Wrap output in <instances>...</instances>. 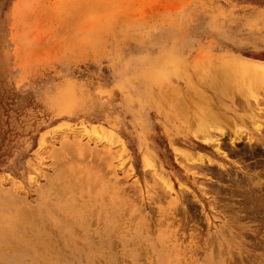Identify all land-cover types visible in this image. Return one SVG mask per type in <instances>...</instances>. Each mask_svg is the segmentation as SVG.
Returning a JSON list of instances; mask_svg holds the SVG:
<instances>
[{"label": "rangeland", "instance_id": "374dc122", "mask_svg": "<svg viewBox=\"0 0 264 264\" xmlns=\"http://www.w3.org/2000/svg\"><path fill=\"white\" fill-rule=\"evenodd\" d=\"M226 64L264 68V0H0V264H264V82L221 106Z\"/></svg>", "mask_w": 264, "mask_h": 264}, {"label": "bare ground", "instance_id": "6f19581e", "mask_svg": "<svg viewBox=\"0 0 264 264\" xmlns=\"http://www.w3.org/2000/svg\"><path fill=\"white\" fill-rule=\"evenodd\" d=\"M239 63V62H238ZM248 63V62H247ZM217 65H218V63H217ZM232 65V64H231ZM230 65V66H231ZM241 65V64H240ZM253 65V64H252ZM228 64H226V66L224 65V67H227L225 70L223 69L222 70V68H224L223 67V65H219V66H217V67H219V68H221V70L220 69H210V68H215V67H210L208 70H206L205 71V75H204V77H203V79H204V81L205 82H208V81H211V82H213L214 83V85H216V86H210L211 84H208L209 85V89H211L212 87L214 88H212L215 92H216V94H217V96H216V101L218 100V104H220L221 106H225V107H227L228 108V105H226V102H225V100H227L228 102H230L233 106L235 105V104H237V102H240V103H242V102H245V105L243 106V107H245L246 106V104L248 105V106H250L251 105V102H247L246 100H248V98H243L244 100H239V101H236L237 100V96H234L231 92H232V88H231V81H233V79L236 77L237 78V76H236V73L235 72H237V74L239 73L238 71V69H239V67L241 68V66H239L238 67V69L237 70H234L233 68H228ZM233 67V66H232ZM256 65H255V67H254V69L252 68V69H250V68H247V67H244L243 66V68L242 69H240V73H242L241 71L244 69L245 70V74H248L249 76H251V77H256L257 76V78H259V80L261 79V82H264V68H262V69H258V68H256ZM261 68V67H260ZM200 70H201V68H200ZM234 70V71H233ZM239 73V74H240ZM255 73H258L257 75H255ZM196 75V74H195ZM208 78H211V80H209ZM239 78H241V77H239ZM200 79V78H199ZM241 79H243V78H241ZM208 80V81H207ZM237 81V80H236ZM243 81H244V79H243ZM234 82V81H233ZM210 83V82H209ZM204 84V83H203ZM240 84V83H239ZM205 85V84H204ZM208 85H207V87H208ZM237 85V84H236ZM261 85H263V84H261ZM247 86V85H246ZM205 87V86H204ZM211 87V88H210ZM218 87V88H217ZM235 88H237L236 86H235ZM255 89V88H254ZM195 91V90H194ZM238 91V90H237ZM197 92V91H196ZM165 94V93H164ZM165 95H167V94H165ZM203 95V94H202ZM202 95L200 94L199 96H200V98L202 99V100H204V106H202L201 104L200 105H198V103H195V102H193V104H192V106H194L195 108H196V110H195V115H194V118H193V122H192V124H193V126H192V124H191V122H190V124H191V126H192V128H193V130H194V132H195V134H194V136H195V138L197 139V140H200L201 142H203V143H205V144H208L209 143V140H210V138H209V136L213 133H211V131L213 130H218V129H216L215 127H217V126H219V125H221L222 123H224V122H226L227 120L224 118V117H226L227 115H226V112H224V111H222V109H221V107L220 106H218V105H216L215 104V102L213 103V101H209V102H207L206 100L207 99H204L203 97H202ZM165 97H167V96H165ZM214 97V96H213ZM199 98V97H198ZM206 98H208V97H206ZM183 99V98H182ZM181 98L179 99L178 98V103L176 104V105H179V106H177L179 109H181V112H179L180 114H182L183 116H186V114L188 113L187 111H188V107H189V105L187 106V103H185V101H184V99L182 100ZM215 99V98H214ZM225 99V100H224ZM246 99V100H245ZM170 100H172V99H170ZM182 100V101H181ZM172 102H173V100H172ZM199 103H200V101H199ZM239 104V103H238ZM244 104V103H243ZM261 104V103H260ZM191 106V105H190ZM232 106V107H233ZM239 106H240V104H239ZM261 106V105H260ZM175 109V108H174ZM226 109V108H225ZM229 110H231V109H229ZM191 112V111H190ZM189 114V113H188ZM231 114H232V112H231ZM233 114H235L236 115V113H233ZM263 114V113H262ZM181 115V116H182ZM189 115H187L186 117H188ZM260 117V116H259ZM230 120H231V118H229ZM185 120V119H184ZM187 120V119H186ZM186 120H185V122H186ZM189 120V119H188ZM237 120H241V121H243V119H242V117H240V116H238V119ZM189 122V121H188ZM187 122V123H188ZM245 122V121H244ZM186 123V124H187ZM246 123V122H245ZM188 125V124H187ZM257 130L258 131H260L261 129H260V127L258 126L257 127ZM85 133V132H84ZM82 135V134H81ZM222 135H223V133H222ZM215 136V135H214ZM213 136V137H214ZM211 137V136H210ZM217 137V136H216ZM77 139V138H76ZM211 139H212V137H211ZM213 139H215V137L213 138ZM215 143V142H214ZM210 144V143H209ZM216 144V143H215ZM66 145V144H65ZM64 145V146H65ZM213 145V144H212ZM63 146V147H64ZM64 149H66V148H64ZM70 150V149H69ZM70 153V152H69ZM185 154V153H184ZM58 155H60V153L58 154ZM57 155V156H58ZM184 157V155L183 154H181V157ZM187 158H188V156H187ZM56 159H57V157H56ZM181 160V159H180ZM184 160V159H183ZM186 163V162H185ZM153 168V167H152ZM74 181V180H73ZM27 212H28V210H27ZM33 214V213H32ZM31 217H32V215H31ZM34 218H35V216H34ZM21 220V219H20ZM27 220V219H26ZM22 222H23V219L21 220ZM0 225H2V224H0ZM4 225V224H3ZM4 227V226H3ZM6 229V231L4 230V228H1V226H0V234H2V235H6L7 233H9L8 231H10V228H5ZM5 237H7V236H5Z\"/></svg>", "mask_w": 264, "mask_h": 264}]
</instances>
